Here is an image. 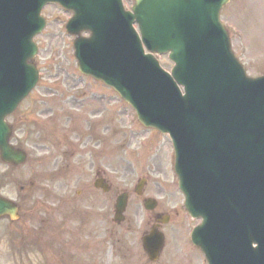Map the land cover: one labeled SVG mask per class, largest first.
Listing matches in <instances>:
<instances>
[{
    "label": "water",
    "instance_id": "1",
    "mask_svg": "<svg viewBox=\"0 0 264 264\" xmlns=\"http://www.w3.org/2000/svg\"><path fill=\"white\" fill-rule=\"evenodd\" d=\"M53 1L75 12L68 25L71 33L91 30L90 38L78 36L74 42L80 69L115 86L136 107L145 125L170 130L187 207L192 215L204 218L194 238L210 264H264V78L246 77L233 57L229 36L218 20L228 0H136L134 15L125 13L121 0H0V149L7 161L17 164L26 160V153L9 145L11 128L5 115L38 80L31 62L37 51L33 37L45 26L42 8ZM180 19L190 22L184 28L190 31L187 37H196L190 56L177 47L182 30L171 27ZM134 20L152 50L172 49L171 58L177 63L174 75L185 86V95L174 78L161 71L157 60L144 54L132 27ZM12 86L19 94L10 104ZM217 104L222 111L215 113L228 122L225 128L232 134L225 141L242 152V164L235 170L240 171L238 179L208 185L216 190V202L208 205L206 182L194 176L201 165L195 168L193 155L199 150L202 155L208 148V108ZM239 135L242 140L237 139ZM126 200L125 194L118 197L119 220ZM155 205V200L147 201L149 208ZM3 214L19 217L17 206L0 197ZM163 242L161 232L144 237L152 259L158 257Z\"/></svg>",
    "mask_w": 264,
    "mask_h": 264
},
{
    "label": "rangeland",
    "instance_id": "2",
    "mask_svg": "<svg viewBox=\"0 0 264 264\" xmlns=\"http://www.w3.org/2000/svg\"><path fill=\"white\" fill-rule=\"evenodd\" d=\"M131 2L127 0V5ZM43 12L48 27L37 37L40 50L35 60L42 78L31 97L9 118L16 130L13 140L30 158L14 176L6 164H0V172H5L1 192L23 202L21 221L0 219V264H207L202 252L189 241V232L199 220L190 217L184 206L171 163L170 138L145 128L118 93L80 73L74 36L65 29L69 12L58 4L47 5ZM224 17L240 30L242 38L232 36V45L248 74L262 75L264 0H236L225 9ZM159 59L166 68L172 67L168 56ZM48 112L52 114L50 121ZM69 115L73 119L65 126ZM101 117L100 132L110 124L113 142L93 154L92 145L91 152L83 148L95 142L93 131H86V126L89 119ZM47 123L60 131L55 136L63 134L61 144L57 143L60 146L53 142L52 157L47 153L52 146L45 131L50 127ZM71 136L83 140L78 149L63 146ZM98 168L110 178L111 194L94 187ZM143 177L148 182L139 197L135 187ZM124 189L130 193L126 220L117 223L113 205ZM147 196L158 200L155 212L171 216L162 227L166 248L152 263L142 245V235L150 228L151 213L143 203ZM21 239L31 243L30 247L20 244ZM20 246L26 250L22 252Z\"/></svg>",
    "mask_w": 264,
    "mask_h": 264
}]
</instances>
